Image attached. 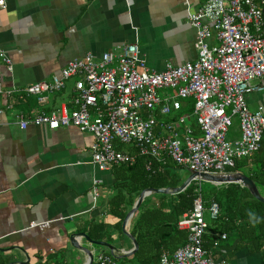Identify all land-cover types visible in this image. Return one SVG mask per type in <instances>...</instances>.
Here are the masks:
<instances>
[{
    "label": "crops",
    "instance_id": "1",
    "mask_svg": "<svg viewBox=\"0 0 264 264\" xmlns=\"http://www.w3.org/2000/svg\"><path fill=\"white\" fill-rule=\"evenodd\" d=\"M0 1V48L11 62V72L1 68L3 90L11 94L0 96V256L11 264H85V254L71 247L69 237L86 235L90 225L108 220L112 173L91 163V135L74 128L29 126L22 131L14 121L18 114L26 117L62 105L70 109L75 80L58 94L44 95V105L15 91L50 82L68 63L86 55L99 59L133 44L149 72L192 63L196 33L188 15L209 0ZM247 103L254 110L264 108V93L249 96ZM230 134L237 138L235 131ZM206 223L209 228L211 220ZM76 243L93 259L100 254L83 238ZM122 245L121 252L132 249L130 240ZM222 260L261 264L259 255L245 249L215 261Z\"/></svg>",
    "mask_w": 264,
    "mask_h": 264
},
{
    "label": "built area",
    "instance_id": "2",
    "mask_svg": "<svg viewBox=\"0 0 264 264\" xmlns=\"http://www.w3.org/2000/svg\"><path fill=\"white\" fill-rule=\"evenodd\" d=\"M188 23L196 33L194 62L149 72L135 44L99 59L86 55L68 63L50 82L15 91L44 105V95L62 92L74 79L70 109L62 105L26 117L18 114L15 124L22 131L29 126L74 128L91 135V163L101 172L132 166L135 158L127 151L134 150L153 163L168 161L186 172L225 174L260 148L264 108L250 112L247 98L264 93V0H209L189 13ZM2 66L11 72V62L0 48V96L11 94L2 87ZM169 91L173 95L168 96ZM189 101L192 113L181 115L183 103ZM234 117L239 136L232 140L227 136ZM97 197L95 192L93 200ZM205 212L215 220L219 209L215 203L206 208L198 196L177 224L187 233L185 245L172 258L162 256L160 264H227L203 250ZM95 262L115 264L112 256L103 254Z\"/></svg>",
    "mask_w": 264,
    "mask_h": 264
},
{
    "label": "trees",
    "instance_id": "3",
    "mask_svg": "<svg viewBox=\"0 0 264 264\" xmlns=\"http://www.w3.org/2000/svg\"><path fill=\"white\" fill-rule=\"evenodd\" d=\"M182 107L181 115L192 113V102H184ZM189 123L194 135L198 137L196 123L193 119ZM117 149L125 150L122 147ZM127 152L135 158L134 164L115 167L111 171L114 182L113 195L106 202L108 220L90 225L86 230L87 238L91 242L104 243L114 248L116 258L112 257L115 264H160L162 256L172 258L187 240V233L179 230L177 224L184 214L192 210L193 202L198 196L206 208L215 203L219 209L217 218L211 220L203 238V250L206 254L211 257L210 253H213L211 259L215 261L217 258L228 259L245 249L250 255H259L261 264H264V204L254 200L248 191L239 185L216 187L207 184L203 188L200 184L199 188L197 182L191 183L186 190L177 195H152L144 199L131 219L129 227V235L136 242L138 250L131 257L118 259L122 256L120 251L123 248L122 243L129 240L122 232V223L138 196L147 189L177 188L186 178L182 175L184 170L171 162L157 164L147 158L139 157L134 150ZM242 168H247V174L243 175L253 181L260 195L264 197V130L258 152L246 159L236 161L234 168L227 169L225 174L239 173ZM222 235H225L223 241L220 240ZM116 237L117 242L114 240ZM234 243L236 246L232 250ZM97 248H100V254L111 256L107 249ZM0 264H11V262L10 259L0 256ZM27 264H67V262L52 260ZM93 264H96L95 258Z\"/></svg>",
    "mask_w": 264,
    "mask_h": 264
},
{
    "label": "water",
    "instance_id": "4",
    "mask_svg": "<svg viewBox=\"0 0 264 264\" xmlns=\"http://www.w3.org/2000/svg\"><path fill=\"white\" fill-rule=\"evenodd\" d=\"M193 182L210 184V185L216 186V187L224 186V185H239L241 188L246 189L248 191V193L250 194V196L254 200L264 204V197L260 195V193H259L257 187L255 186V184L253 183V181H251L248 177L244 176L241 173H228V174H222V175H219V174L213 175V174H199V173H195V172H188V176L185 179V181L177 188L165 189V190L147 189V190H144L138 196L134 206L132 207L130 212L127 214L126 218L124 219V221L122 223V232H123L124 236H126L131 241L132 249L128 252H121L122 256L119 257L118 259H120L122 257H131L138 250V246H137L136 242L129 235L127 230H128V226H129V220L131 218H133V216L136 214V212L138 211L143 200L152 196V195L173 196V195L180 194L184 190H186L190 186V184ZM77 238H83L84 240H86L87 242H89L91 245H93L95 247L105 248L109 251L111 256H113V257L115 256L114 255L115 250L112 246H109V245L104 244V243L91 242L87 238V236L84 234H80V235L72 234L69 237L70 245L73 249L82 251L85 254V256H86V263L85 264H93V261H94L93 255L91 252H88V251L80 248V246L77 245V243H76ZM114 258H116V257H114ZM27 263H29V261H27L26 264ZM18 264H24V263H18Z\"/></svg>",
    "mask_w": 264,
    "mask_h": 264
},
{
    "label": "rangeland",
    "instance_id": "5",
    "mask_svg": "<svg viewBox=\"0 0 264 264\" xmlns=\"http://www.w3.org/2000/svg\"><path fill=\"white\" fill-rule=\"evenodd\" d=\"M71 83H73L72 80L69 81L68 84H71ZM167 94H168V96H171V95H173V92L169 91V92H167ZM248 109H249L250 112H252V111L254 110V108H253L252 106H249ZM231 130H232V131H235V132L237 133V136H236V137L239 136V131H238V120H237L236 117L232 118V126H231V128H230V130H229V133H228V136H227L228 139H232V138L230 137V135H231V134H230V133H231ZM239 173H241V174H247V168H242V169H240ZM182 175H183V177H187V176H188V173L185 172V171H183V172H182ZM201 184H202V187H203V188H204V186L207 185V184H205V183H201ZM261 192L263 193L262 190H261ZM204 220H205L206 222H210V217H209L208 212H205V213H204ZM96 251L99 252V251H100V248H97V247H96Z\"/></svg>",
    "mask_w": 264,
    "mask_h": 264
}]
</instances>
